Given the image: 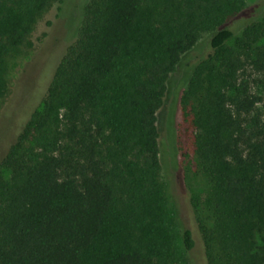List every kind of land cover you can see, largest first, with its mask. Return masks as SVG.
<instances>
[{"label": "trees", "instance_id": "trees-1", "mask_svg": "<svg viewBox=\"0 0 264 264\" xmlns=\"http://www.w3.org/2000/svg\"><path fill=\"white\" fill-rule=\"evenodd\" d=\"M58 0H0L9 58ZM246 0H86L40 106L0 160V264H182L162 180L157 110L181 56L209 33L179 105L176 147L206 264H264V15ZM192 176V177H193ZM190 250L189 228L180 232Z\"/></svg>", "mask_w": 264, "mask_h": 264}, {"label": "rangeland", "instance_id": "rangeland-1", "mask_svg": "<svg viewBox=\"0 0 264 264\" xmlns=\"http://www.w3.org/2000/svg\"><path fill=\"white\" fill-rule=\"evenodd\" d=\"M86 0H58L38 19L20 49L8 61L7 90L0 98V160L21 131L31 112L41 105L54 69L73 41L82 7ZM264 15V0H246L243 6L226 16L223 25L238 32L249 22ZM209 33H204L194 47L185 52L168 78L163 102L157 110L159 156L167 207L182 264H206L202 240L190 203L191 184L200 187V176L185 170L176 147V128L181 120L179 99L197 61L211 50ZM260 94L256 112L264 118V87H254ZM193 176V177H192ZM189 228L194 238L190 250L182 244L180 232Z\"/></svg>", "mask_w": 264, "mask_h": 264}]
</instances>
